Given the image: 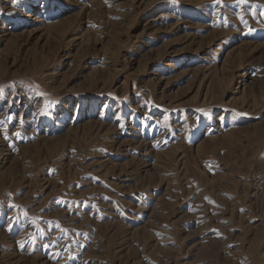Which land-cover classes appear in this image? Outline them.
<instances>
[{
    "label": "rangeland",
    "instance_id": "1",
    "mask_svg": "<svg viewBox=\"0 0 264 264\" xmlns=\"http://www.w3.org/2000/svg\"><path fill=\"white\" fill-rule=\"evenodd\" d=\"M0 264H264V0H0Z\"/></svg>",
    "mask_w": 264,
    "mask_h": 264
}]
</instances>
